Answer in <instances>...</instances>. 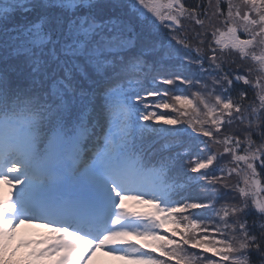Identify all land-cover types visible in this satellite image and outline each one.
<instances>
[{
  "label": "snow or ice",
  "instance_id": "1",
  "mask_svg": "<svg viewBox=\"0 0 264 264\" xmlns=\"http://www.w3.org/2000/svg\"><path fill=\"white\" fill-rule=\"evenodd\" d=\"M98 254L264 264V0H0V264Z\"/></svg>",
  "mask_w": 264,
  "mask_h": 264
},
{
  "label": "rangeland",
  "instance_id": "2",
  "mask_svg": "<svg viewBox=\"0 0 264 264\" xmlns=\"http://www.w3.org/2000/svg\"><path fill=\"white\" fill-rule=\"evenodd\" d=\"M39 231L43 233L45 230L40 229ZM137 242L139 243L140 241H137ZM97 264H126V262L113 258V257H107L102 254H98Z\"/></svg>",
  "mask_w": 264,
  "mask_h": 264
}]
</instances>
